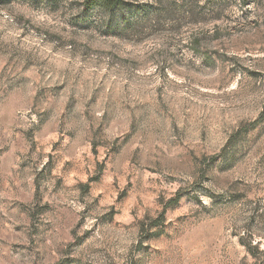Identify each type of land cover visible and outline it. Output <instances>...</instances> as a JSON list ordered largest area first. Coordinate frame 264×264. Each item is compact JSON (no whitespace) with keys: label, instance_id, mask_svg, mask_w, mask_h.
<instances>
[{"label":"rangeland","instance_id":"obj_1","mask_svg":"<svg viewBox=\"0 0 264 264\" xmlns=\"http://www.w3.org/2000/svg\"><path fill=\"white\" fill-rule=\"evenodd\" d=\"M0 3V264H264V0Z\"/></svg>","mask_w":264,"mask_h":264},{"label":"trees","instance_id":"obj_2","mask_svg":"<svg viewBox=\"0 0 264 264\" xmlns=\"http://www.w3.org/2000/svg\"><path fill=\"white\" fill-rule=\"evenodd\" d=\"M7 0H0V3H3ZM85 7L90 8L93 6H100L106 9H114L122 7L125 3L124 0H84Z\"/></svg>","mask_w":264,"mask_h":264}]
</instances>
